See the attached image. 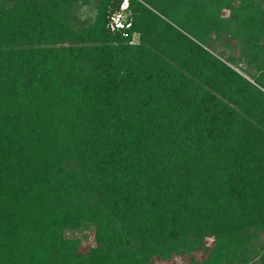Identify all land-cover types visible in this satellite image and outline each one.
I'll return each instance as SVG.
<instances>
[{"label": "trees", "instance_id": "1", "mask_svg": "<svg viewBox=\"0 0 264 264\" xmlns=\"http://www.w3.org/2000/svg\"><path fill=\"white\" fill-rule=\"evenodd\" d=\"M120 2L0 0V264H264V0Z\"/></svg>", "mask_w": 264, "mask_h": 264}, {"label": "rangeland", "instance_id": "2", "mask_svg": "<svg viewBox=\"0 0 264 264\" xmlns=\"http://www.w3.org/2000/svg\"><path fill=\"white\" fill-rule=\"evenodd\" d=\"M132 40H133V42H136L137 41V34H134L133 35ZM64 234H65V236H68V237H77V238H79L80 241H81V243H80L81 244L80 245V248L81 249H85L86 246L90 243V240H91V232L89 231V229H87V230L66 229V230H64ZM163 264H181V262L176 257V258H173L168 263L166 262V263H163ZM252 264H257V260L254 261Z\"/></svg>", "mask_w": 264, "mask_h": 264}, {"label": "built area", "instance_id": "3", "mask_svg": "<svg viewBox=\"0 0 264 264\" xmlns=\"http://www.w3.org/2000/svg\"><path fill=\"white\" fill-rule=\"evenodd\" d=\"M127 7V0H121L119 9L115 12H112L109 15V27L110 29H116L122 26V11L125 10Z\"/></svg>", "mask_w": 264, "mask_h": 264}]
</instances>
